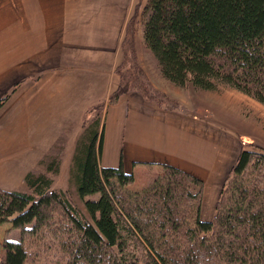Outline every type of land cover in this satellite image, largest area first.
Returning <instances> with one entry per match:
<instances>
[{"label":"trees","instance_id":"1","mask_svg":"<svg viewBox=\"0 0 264 264\" xmlns=\"http://www.w3.org/2000/svg\"><path fill=\"white\" fill-rule=\"evenodd\" d=\"M137 25L174 86L229 87L264 105V0L135 6L116 68L119 86L108 104L137 91L171 106L138 62ZM103 105L86 112L69 168L84 208L68 190L52 189L54 179L45 174L25 175L30 193L0 188V225L10 222L20 231L4 240L3 264H264V152L241 150L207 221L202 180L162 165L161 175L134 191L128 188L134 175L122 165L100 166ZM50 154L41 163L56 175L61 160Z\"/></svg>","mask_w":264,"mask_h":264},{"label":"crops","instance_id":"2","mask_svg":"<svg viewBox=\"0 0 264 264\" xmlns=\"http://www.w3.org/2000/svg\"><path fill=\"white\" fill-rule=\"evenodd\" d=\"M140 5L138 0H0V99L9 96L0 108V148H19L22 142L26 147V133L50 134L53 140L76 126L81 130L86 112L105 104L100 166L122 165L134 175L128 186L134 191L161 175L162 165L178 168L203 181L201 217L210 221L243 149L234 133L217 124L220 116L226 127L241 129L229 114L222 111L223 118L221 110L209 109L213 122L201 118L202 108L198 115L170 110L137 91L108 104L120 82L116 68L126 27ZM140 66L152 86L170 97ZM190 88L183 89L193 95Z\"/></svg>","mask_w":264,"mask_h":264},{"label":"rangeland","instance_id":"3","mask_svg":"<svg viewBox=\"0 0 264 264\" xmlns=\"http://www.w3.org/2000/svg\"><path fill=\"white\" fill-rule=\"evenodd\" d=\"M146 2L147 0H138L141 8L145 6ZM134 41L137 50L136 54L141 61L140 64L145 68L151 81L159 88L165 90L170 96L166 97L170 100L171 106L164 105L165 107H169L170 110L181 107L194 113V115L199 114L196 112L198 110L197 108H202L200 112L202 114L201 118L206 120H212L209 109L215 110L216 112V109L218 111L221 110L219 113L223 115V118L226 114H229L228 119H233L234 123L241 128L237 129L233 126L226 127L225 122L219 116L217 124L222 129H228L234 133L243 146V149L264 152V105L238 90L223 86L216 92L199 91L191 87L190 89L195 92L193 95H190L187 90L185 91L183 88L174 86L168 79L163 77L158 61L152 51L145 46L141 28H138L137 33H135ZM130 73H132V70H130ZM164 85H167V87L165 86L166 89L163 87ZM169 87L171 90H168ZM173 90H176L178 95L180 93L179 96L183 99L182 105L179 106L178 100L181 99ZM191 96L194 100H192ZM104 105L102 114L104 113ZM94 114L92 112L89 116H93ZM212 121L214 122V119ZM81 130L76 126L70 133L59 134L53 140L50 139V134L38 135L26 133L27 139L24 141L26 147H23L22 142V146L19 148H0V188L30 193L32 190L23 180L25 174L27 172H32L35 175L45 174L54 179L52 189L68 190L74 201L84 208L82 202L77 197L75 185L69 181V168L74 147L81 135ZM35 135L39 139L43 138L46 140L39 142ZM49 153H51L50 155L57 156L61 160L60 170L56 175L49 173L46 164L41 163L44 156ZM18 155H21V158L18 159ZM19 234L20 231L14 228L10 222L0 225V264H3L5 257L3 248L4 240L7 238H17Z\"/></svg>","mask_w":264,"mask_h":264}]
</instances>
